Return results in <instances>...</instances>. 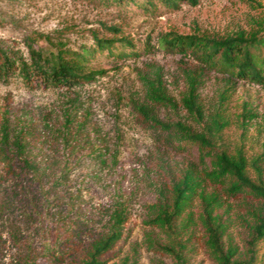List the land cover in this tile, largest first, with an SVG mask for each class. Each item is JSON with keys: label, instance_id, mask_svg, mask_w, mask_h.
I'll list each match as a JSON object with an SVG mask.
<instances>
[{"label": "rangeland", "instance_id": "1", "mask_svg": "<svg viewBox=\"0 0 264 264\" xmlns=\"http://www.w3.org/2000/svg\"><path fill=\"white\" fill-rule=\"evenodd\" d=\"M258 20L264 21V0H199L177 8L156 2L146 10L97 0H0V44L25 56L30 44L45 45L39 34L75 49L92 44V31L112 36L104 28L110 25L119 26L137 52L122 58L103 52L91 63L103 74L71 90L28 88L18 78L0 82V123L6 116L11 126L25 125L32 134L34 161L40 170L47 169L39 178L10 154L11 167L1 170L0 264H78L90 244L108 230L118 203L125 207L126 218L119 239L101 255L103 264H174L152 244L166 243L167 238L149 223L151 204L182 165L197 161V151L179 152L163 144L132 102L144 97L141 76L159 73L178 104L158 106L157 114L166 121L191 122L179 99L185 89L183 69L196 64L163 50L160 35L174 31L222 36L249 30ZM199 93L206 114L220 104L224 108L229 120L221 132L224 147L233 152L242 146L249 160L263 156L264 179V79L240 80L206 67ZM65 108L73 115V128L80 126L77 143L66 150L47 126H60ZM243 108L251 113L244 122ZM69 151V171L63 173ZM249 174L256 178L252 168ZM206 191L220 198L216 212L225 224L224 244L237 246L239 257L245 258L248 225L254 221L251 210H258L260 201L226 195L220 185L210 183ZM177 226L188 238V264H216L205 244L197 197ZM256 249V264H264V240Z\"/></svg>", "mask_w": 264, "mask_h": 264}, {"label": "trees", "instance_id": "2", "mask_svg": "<svg viewBox=\"0 0 264 264\" xmlns=\"http://www.w3.org/2000/svg\"><path fill=\"white\" fill-rule=\"evenodd\" d=\"M97 1L122 7L131 4L137 9L146 10L155 6L156 2L167 8H177L182 3L196 5L199 0ZM104 28L112 36H99L92 31V44L80 45L75 49L63 41H54L46 34H39L45 45L30 44L27 56L0 44V82L7 83L12 78H18L28 88L71 90L103 74L104 70L91 66L93 59L103 52L107 51L109 56L117 58L137 55L134 44L122 33L119 26L110 25ZM158 44L166 52L180 54L196 64L194 68L185 66L183 69L185 89L179 99L191 122L180 118L166 121L159 117L156 111L158 106L169 105L176 108L178 101L169 93L161 75L156 72L153 76H141L144 97L132 102V107L142 117L143 122L155 131L163 144L179 152L196 149L197 161L182 165L178 176L171 178L167 186L163 185L158 189V198L151 204L153 216L149 223L165 234L167 242L152 241V244L168 254L174 264H188V238H183L184 228H179L177 222L191 201L197 197L199 222L205 232V244L213 261L216 264H256V244L264 240V179L260 163L263 156L249 160L242 146L238 145L233 152L224 147L221 143V132L228 126L229 120L224 115L221 104L206 114L199 93V81L200 74L206 67L240 80L263 81L264 21H256L255 27L249 30L239 29L222 36L169 31L160 35ZM240 115L244 122L251 113L243 108ZM72 121L73 115L65 108L60 126L47 125L52 135L61 139L65 150L73 148L78 141L80 126L74 129ZM31 138L32 134L25 125L11 126L7 117H3L0 123V181L1 170L11 167L10 154L18 158L23 167L33 175L40 178L46 174L47 169L40 170L34 161ZM72 156L73 151L66 153L62 165L63 173L69 171V158ZM250 168L256 174L255 179L249 174ZM209 183L220 185L226 195L236 197L243 194L260 201V208L251 210L254 221L248 225L249 238L245 241V258L239 257L237 246L224 244L225 224L216 212L221 205L220 198L215 192L206 191ZM125 215V207L118 203L111 212L108 230L90 244L78 264H103L101 255L119 239ZM25 264L29 262L26 261Z\"/></svg>", "mask_w": 264, "mask_h": 264}]
</instances>
